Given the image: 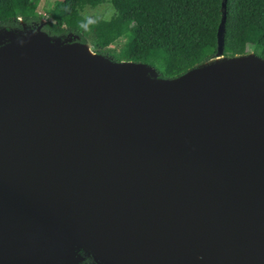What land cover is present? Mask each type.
I'll return each instance as SVG.
<instances>
[{"label":"water","instance_id":"water-1","mask_svg":"<svg viewBox=\"0 0 264 264\" xmlns=\"http://www.w3.org/2000/svg\"><path fill=\"white\" fill-rule=\"evenodd\" d=\"M161 77L45 20L0 27V264H264V58Z\"/></svg>","mask_w":264,"mask_h":264},{"label":"trees","instance_id":"trees-1","mask_svg":"<svg viewBox=\"0 0 264 264\" xmlns=\"http://www.w3.org/2000/svg\"><path fill=\"white\" fill-rule=\"evenodd\" d=\"M110 2L111 19L88 17L85 7ZM39 0H0V27L40 23L50 34L79 35L115 60L148 63L164 78L180 76L215 58L223 0H61L48 13ZM124 38L117 53L110 47ZM264 58V0H227L224 55Z\"/></svg>","mask_w":264,"mask_h":264},{"label":"rangeland","instance_id":"rangeland-1","mask_svg":"<svg viewBox=\"0 0 264 264\" xmlns=\"http://www.w3.org/2000/svg\"><path fill=\"white\" fill-rule=\"evenodd\" d=\"M59 1L61 0H39L37 11H39V13H48L49 10H51ZM83 13L88 17L93 16L109 20L114 15L115 9L108 1L95 7L87 6L85 7V9H83ZM126 41L127 40L124 38L118 39L112 44L110 48L114 49L117 53H119Z\"/></svg>","mask_w":264,"mask_h":264},{"label":"flooded vegetation","instance_id":"flooded-vegetation-1","mask_svg":"<svg viewBox=\"0 0 264 264\" xmlns=\"http://www.w3.org/2000/svg\"><path fill=\"white\" fill-rule=\"evenodd\" d=\"M69 264H99L94 257L87 253L84 249H81L77 254H73L69 258Z\"/></svg>","mask_w":264,"mask_h":264}]
</instances>
